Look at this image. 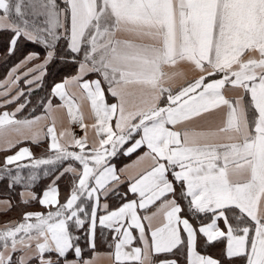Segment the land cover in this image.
I'll return each instance as SVG.
<instances>
[{
  "label": "snow or ice",
  "instance_id": "snow-or-ice-1",
  "mask_svg": "<svg viewBox=\"0 0 264 264\" xmlns=\"http://www.w3.org/2000/svg\"><path fill=\"white\" fill-rule=\"evenodd\" d=\"M0 37V56L20 58L0 82V107L25 97L0 113V151L41 144L32 129L47 115L16 116L56 61L76 71L54 83L61 103L41 101L44 112L66 109L84 132L58 136L53 120L45 155L25 146L4 157L0 181L23 186L20 202L46 211L0 226V264H94L98 228L112 234L114 264H264V0H0ZM182 65L198 75L174 91ZM220 110L222 126H189ZM141 150L126 168L149 166L122 191L125 169L111 160ZM41 166H51L44 178L55 175L38 197L30 189Z\"/></svg>",
  "mask_w": 264,
  "mask_h": 264
},
{
  "label": "trees",
  "instance_id": "trees-1",
  "mask_svg": "<svg viewBox=\"0 0 264 264\" xmlns=\"http://www.w3.org/2000/svg\"><path fill=\"white\" fill-rule=\"evenodd\" d=\"M2 39V37H0ZM31 50H36L43 55V49L39 48L36 45L31 46ZM19 57L13 58L11 60L5 61V59L0 56V81L3 80L10 68L19 62ZM76 71V65L65 66L64 63L61 61H56L53 64H50L47 69V75L43 77V81L41 82L40 87H36L32 90L30 96V103L25 107L20 113H17V119H32L44 113V104L47 103L49 98L52 99V102H56L55 98L51 97V89L54 83L61 82L65 77L74 75ZM91 76L95 77V74ZM25 94H28V90L25 91ZM25 97H20L18 101L12 103L8 109L12 110L15 108L19 103L23 102ZM44 102V104L41 103ZM2 112V111H0ZM28 147H30L31 151L33 152L36 158L41 157L42 155L46 154V149L48 144L46 141L41 142L38 146L36 144L26 143ZM127 147V146H126ZM8 154V151H0V167H3V159ZM135 153L131 156H123L118 155L117 157L111 160L112 163L116 165L117 170L121 169L125 164L129 163L134 158ZM23 163H28V161H23ZM51 166H41L40 169L35 170L38 174V179L34 183V186L30 189L31 192L36 193L39 197L42 194L43 189H45L51 180L54 178L55 173L49 175L47 178L43 177V172L45 168ZM32 170L25 168L22 170V175L27 177ZM8 181L5 179L0 181V199H8L11 201V208L6 212H0V224H3L8 221H16L19 222L22 218V214L26 211H46L42 208V206L37 201H32L29 205L22 204L21 195L20 193L26 192L25 188L21 185H17L14 189H9L7 187ZM59 184L61 190V199L63 200L64 196L67 194L68 191V181L65 178H62L60 181L57 182ZM122 191L127 190V184L123 183L120 185ZM131 197V194H129ZM110 206L115 207L116 205L120 204L121 201L116 199L110 198ZM103 235H101V229H97V237H96V252H111L114 250V247L110 248L109 245L113 244L111 239V233L108 230H103ZM80 244L82 247L85 248V257H90L92 255L91 252L87 250L86 241L85 239H81Z\"/></svg>",
  "mask_w": 264,
  "mask_h": 264
},
{
  "label": "crops",
  "instance_id": "crops-1",
  "mask_svg": "<svg viewBox=\"0 0 264 264\" xmlns=\"http://www.w3.org/2000/svg\"><path fill=\"white\" fill-rule=\"evenodd\" d=\"M34 63H40V61H36ZM175 70L182 71L183 72V76L182 77H178L175 80V82L173 84V90L174 91L176 89L182 87L187 82L193 80L198 75L197 73L193 72L190 67L184 66V65L180 66L179 69H175ZM21 71H23V69H21ZM169 71H171V69ZM91 75L85 76V79H93V78H95L94 76H91ZM6 77L3 80H1L0 82L5 81ZM5 87H7V85H5ZM18 87L24 89V91H27L30 86L25 85L24 80L21 79ZM34 88H36V87H33V89ZM17 90L18 89L16 87H13L9 95L10 96L11 95H15L16 92H17ZM0 91H3V89H0ZM69 91L70 92H75L76 95L79 96V90L78 89L70 88ZM226 95H228L229 98H232L235 95H237V93L228 92V93H226ZM4 99H6V97L0 96V101H3ZM55 99H56V102H52L53 105L54 106L55 105H59L61 103L60 100H59V98H55ZM109 99L111 101L113 98L109 97ZM10 105L11 104L6 105L5 107H0V111H2V112L3 111L12 112L17 107L16 106L12 110H10V109H8V107ZM2 112H0V113H2ZM82 112H83V115H84V122L90 126L91 123L93 122V118H92V114L90 112V109H89L87 103H85L83 105ZM46 115H47V118L40 120L36 125L33 126V129H32V131H39V132H41V134H42L41 142L46 141L47 144L49 143V140L46 139V138H44V135L43 134L46 133L47 128L49 126H51L53 120L55 121V128H56V133H57L58 136H59V133H61V132H72L77 137H82L84 135V132L81 130V128H80V126L78 124H73V123L70 122L69 117H68L67 112H66V109L54 107L50 115L49 114H46L44 112L43 114H41L39 116H46ZM223 122H224V110H220L217 113H214V114L209 115V117L207 119H201V120L195 121L192 124H190L189 126L190 127L197 128V129H200V128H204V129H214V128H217V127L222 126ZM24 135L30 136L31 135V132L26 130L25 133H24ZM87 135H88V141H89L90 144L95 141V133L91 129V127H89V129L87 130ZM8 138L9 139H12V140L19 139V137H17L15 134H11ZM70 139H71V137L66 136L60 142L61 143H65L67 141H70ZM26 143L33 144L31 142V140H23V143L17 144V146L15 148L11 149V151H8V154L7 155L14 154L20 147H25V146L28 147V145ZM0 146H2V144H0ZM141 154H142V150L141 151H138L137 153H135L134 158L129 163L125 164L121 168V169H125V172L122 174V180H124V183L128 184V178L129 177L135 176L137 174V172H139L143 168L149 166V163L150 162L145 161L142 164L138 165L137 167H129V168H126V165H131L137 159V156L138 155H141ZM24 193H25L24 198L25 199L29 198L28 195H27V192H24ZM4 200H8V199H0V202H2ZM10 208L7 205H4L3 203H0V212H6ZM12 222H16V221H12ZM4 224L5 223L0 224V226H3ZM134 235H137L138 236V233H136L134 231ZM134 246H139V242L137 241L134 244ZM127 250L128 249H126V251ZM111 252H114V250L111 251ZM97 253L99 255H97V257L95 258L94 264H114L113 258L108 255V253H110V252H97Z\"/></svg>",
  "mask_w": 264,
  "mask_h": 264
}]
</instances>
